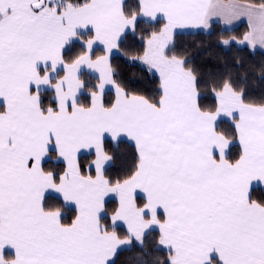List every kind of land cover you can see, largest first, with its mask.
<instances>
[{"label": "snow or ice", "instance_id": "6c2138e0", "mask_svg": "<svg viewBox=\"0 0 264 264\" xmlns=\"http://www.w3.org/2000/svg\"><path fill=\"white\" fill-rule=\"evenodd\" d=\"M124 253L264 264V0H0V264Z\"/></svg>", "mask_w": 264, "mask_h": 264}, {"label": "trees", "instance_id": "16d2710c", "mask_svg": "<svg viewBox=\"0 0 264 264\" xmlns=\"http://www.w3.org/2000/svg\"><path fill=\"white\" fill-rule=\"evenodd\" d=\"M236 34H242L246 32L247 25L240 24L235 27ZM218 37L215 35H209L204 32L189 33L183 35L180 38V43L189 49V54L192 58H195L197 63L210 65V66H219L224 60L231 59L233 56H240L244 61H249L248 51L242 50L237 52L235 49L231 53H227L221 48L217 47ZM259 54L256 56V60H260ZM132 254L124 253L120 257V264H133V261L129 259V256Z\"/></svg>", "mask_w": 264, "mask_h": 264}, {"label": "crops", "instance_id": "0c3cea01", "mask_svg": "<svg viewBox=\"0 0 264 264\" xmlns=\"http://www.w3.org/2000/svg\"><path fill=\"white\" fill-rule=\"evenodd\" d=\"M243 23L246 24L245 21H240V22H238V23L236 24V26H238V25H240V24H243ZM246 25H247V24H246ZM236 26H235V27H236Z\"/></svg>", "mask_w": 264, "mask_h": 264}]
</instances>
